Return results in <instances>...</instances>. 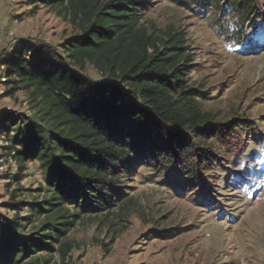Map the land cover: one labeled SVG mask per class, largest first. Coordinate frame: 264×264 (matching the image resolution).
<instances>
[{
  "label": "trees",
  "instance_id": "1",
  "mask_svg": "<svg viewBox=\"0 0 264 264\" xmlns=\"http://www.w3.org/2000/svg\"><path fill=\"white\" fill-rule=\"evenodd\" d=\"M25 1L62 13L73 34L47 69L44 58L27 61L23 47L6 58V94L23 90L30 113L0 115V129L12 132L5 148L14 150L19 172L35 161L43 184L41 195L12 203V218H0V264L38 252L27 264L64 263L77 220L123 200L125 179L140 165L203 181L211 200L217 170L244 149L240 131L251 123L204 106L209 91L191 79L197 63L186 25L148 19L154 0ZM173 1L193 3L235 51L264 52V0ZM89 67L98 80L86 75Z\"/></svg>",
  "mask_w": 264,
  "mask_h": 264
},
{
  "label": "rangeland",
  "instance_id": "2",
  "mask_svg": "<svg viewBox=\"0 0 264 264\" xmlns=\"http://www.w3.org/2000/svg\"><path fill=\"white\" fill-rule=\"evenodd\" d=\"M147 18L160 26L186 25L197 63L191 79L209 91L204 99L207 109L236 114L251 123L240 131L244 149L231 154L217 170L220 188L211 200L203 181L186 183L174 173L159 174L140 165L125 179L123 200L107 212L77 220L66 236L73 246L60 264H264V52L246 55L227 46L191 2L182 6L154 0ZM72 34L67 18L55 9L34 8L25 0H0V71L5 78L0 85V115L30 113L23 90L6 94L12 87L6 76L8 55L23 47L27 61L44 58L47 69L57 60L59 44ZM85 73L99 79L90 67ZM11 135L0 129L1 141ZM25 164L21 172L0 175V218L15 215L12 203L42 194L37 192L43 176L36 162ZM244 176L243 186L232 183ZM27 212L25 206L20 215ZM162 230L165 234L158 236Z\"/></svg>",
  "mask_w": 264,
  "mask_h": 264
},
{
  "label": "built area",
  "instance_id": "3",
  "mask_svg": "<svg viewBox=\"0 0 264 264\" xmlns=\"http://www.w3.org/2000/svg\"><path fill=\"white\" fill-rule=\"evenodd\" d=\"M4 81L5 78L2 76V73L0 71V85ZM2 141L0 140V143H2ZM2 145L4 148V152L0 154V175H3L5 173H10V171L13 172L17 169L14 158V150L13 149L8 150L5 148L8 145V141L6 139L3 141ZM8 167L9 169L7 170ZM2 180L4 179L2 178Z\"/></svg>",
  "mask_w": 264,
  "mask_h": 264
}]
</instances>
